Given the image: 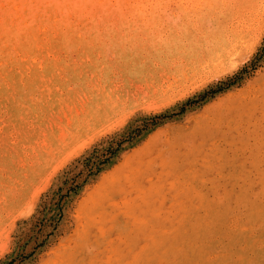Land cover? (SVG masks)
<instances>
[{
	"label": "rangeland",
	"instance_id": "1",
	"mask_svg": "<svg viewBox=\"0 0 264 264\" xmlns=\"http://www.w3.org/2000/svg\"><path fill=\"white\" fill-rule=\"evenodd\" d=\"M204 1L108 2L90 21L72 16L66 42L53 31L38 56L7 65L0 77V264H44L72 242L78 205L102 174L141 155L155 133L162 140L190 129L212 103L248 91L264 74V1L222 64L196 72L227 22L220 10L190 20Z\"/></svg>",
	"mask_w": 264,
	"mask_h": 264
},
{
	"label": "bare ground",
	"instance_id": "2",
	"mask_svg": "<svg viewBox=\"0 0 264 264\" xmlns=\"http://www.w3.org/2000/svg\"><path fill=\"white\" fill-rule=\"evenodd\" d=\"M263 1L205 0L195 4L190 20H199L202 15L216 10L223 11L227 20L225 26H221L222 34H213L212 46L195 64L196 72L212 71L222 64L227 46L240 41L248 18ZM108 2L114 7L121 4V0H0V77L7 75V65L38 56L40 45L50 46L53 31H60L59 37L66 42L67 32L74 29L72 16L75 22L90 21V15L104 11ZM134 4L142 9L139 2L134 1ZM262 90L264 74L248 91L239 90L234 93L235 97L228 93L212 103L208 107L214 108L195 119L190 129H176L162 140H155V133L143 149L139 148L141 155L127 156L114 173L102 174L101 183L78 205L72 242L56 248L44 264H68L79 262L85 255L90 259L98 256L100 240L91 229L101 219L97 209L105 201L111 206L114 193L121 195L124 202L121 211L126 217L150 218V230L157 228L166 241L157 245L159 254L154 255L166 264H235L253 258L258 261L264 244V170L257 122L247 121L232 137L238 143L236 152L240 158L227 175L219 169L214 172L207 160L201 161L199 166L205 170L199 175L195 171L190 173L191 182L183 183L176 190L167 207L159 202L149 203L134 178L152 172L162 156H178L181 149L185 158L193 155L195 159L199 147L193 137L238 105L258 107ZM245 161L249 168L243 165ZM130 249L127 242L123 248H112L104 256V264H126L129 259H137Z\"/></svg>",
	"mask_w": 264,
	"mask_h": 264
},
{
	"label": "snow or ice",
	"instance_id": "3",
	"mask_svg": "<svg viewBox=\"0 0 264 264\" xmlns=\"http://www.w3.org/2000/svg\"><path fill=\"white\" fill-rule=\"evenodd\" d=\"M259 124L262 144V170H264V90L261 92V102L258 107L244 104L238 105L227 116L217 122L210 124L203 132H198L194 141L198 142L199 151L185 158L183 149L178 156H162L157 167L152 172L134 179L148 198L149 203L159 202L164 207L168 201L173 199L176 190L185 182H191L190 173L195 171L197 175L205 169L200 167V162L208 161V166L215 172L219 169L228 174L233 163L240 158L236 152L238 143L232 139L237 129L241 128L247 121ZM244 166L249 168L247 161ZM158 173L159 176L153 174ZM147 176V179H145ZM135 198V194H133ZM111 199L114 203L110 206L107 201L103 202L97 211L101 219L91 229L93 235L100 240L99 254L96 258L83 256L79 262L70 261L68 264H104V256L109 254L112 248H123L125 242L131 245L130 251L136 254L137 259H129L126 264H166L158 260L157 245L166 241L160 236L157 228L150 230L149 217L137 215L136 218L126 217L121 211L124 202L121 195L114 193ZM156 253V255H154ZM235 264H264V244L261 246L260 259H245L236 261Z\"/></svg>",
	"mask_w": 264,
	"mask_h": 264
}]
</instances>
